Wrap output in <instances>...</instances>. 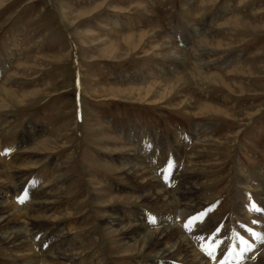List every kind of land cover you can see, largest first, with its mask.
Masks as SVG:
<instances>
[{"label": "rangeland", "instance_id": "1", "mask_svg": "<svg viewBox=\"0 0 264 264\" xmlns=\"http://www.w3.org/2000/svg\"><path fill=\"white\" fill-rule=\"evenodd\" d=\"M263 187L264 0H0V264H264Z\"/></svg>", "mask_w": 264, "mask_h": 264}, {"label": "bare ground", "instance_id": "2", "mask_svg": "<svg viewBox=\"0 0 264 264\" xmlns=\"http://www.w3.org/2000/svg\"><path fill=\"white\" fill-rule=\"evenodd\" d=\"M133 35V34H131ZM132 38V37H131ZM168 47V46H167ZM194 49V48H193ZM200 49V48H199ZM6 76V75H5ZM4 88V87H3ZM5 90V88H4ZM10 91V90H9ZM5 94V92H3ZM208 105V104H207ZM204 106V105H202ZM211 108V107H210ZM200 109V107H199ZM205 109V108H204ZM215 109V108H214ZM207 110V109H206ZM205 110V111H206ZM220 110V108H219ZM208 111V110H207ZM218 112V111H217ZM44 138V137H43ZM47 138V137H46ZM50 141V139H41V142L39 141L38 145H37V148H40V149H43L45 147V145H47L46 143H48ZM31 148V147H30ZM44 151V150H43ZM130 166V165H129ZM131 167V166H130ZM137 167V166H136ZM141 169V167H140ZM147 169V168H146ZM138 170V169H137ZM2 171V170H1ZM139 174V173H138ZM5 175V174H4ZM146 175V174H145ZM138 178V177H137ZM140 179V177H139ZM144 181V180H143ZM139 182V181H138ZM241 182V181H240ZM143 183V182H142ZM44 184V183H43ZM144 184V183H143ZM146 185L147 186H150V187H156L158 185V182L155 180V179H146ZM145 188V187H144ZM159 188V187H158ZM156 189L157 191L155 192V194H162L163 198H166L168 199L170 202L172 201L171 198L169 196H171L169 193V189L167 188H159V189ZM264 188V187H263ZM143 189V188H142ZM152 194L149 195V196H153V192H151ZM148 195V194H147ZM155 195V196H156ZM178 195V194H177ZM159 196V195H158ZM155 198V197H154ZM161 198V197H160ZM159 198V199H160ZM158 200V199H157ZM173 200H174V197H173ZM159 201V200H158ZM39 202V201H38ZM41 202V201H40ZM169 202V203H170ZM174 203V209H175V206L177 205L175 202V200L173 201ZM161 203V202H160ZM166 203V202H165ZM165 203H162V204H165ZM172 203V202H171ZM261 203V202H260ZM9 204V203H8ZM12 204V203H11ZM14 204V203H13ZM12 204V205H13ZM43 204V203H42ZM172 204V205H173ZM4 205V204H3ZM37 205V204H36ZM170 205V204H169ZM43 206V205H42ZM2 207L1 203H0V208ZM7 208V207H6ZM12 208L14 209V214H19V212L21 211L20 208H17L15 205L12 206ZM172 207H170L171 209ZM3 210V209H1ZM5 217V215H4ZM40 217V216H39ZM164 217V216H163ZM37 218V217H36ZM3 219V218H2ZM7 220V219H6ZM16 221V220H15ZM121 221H119L118 223H120ZM137 223V222H136ZM159 223V222H158ZM163 224V223H162ZM160 226V225H159ZM16 229V228H15ZM181 230V229H180ZM180 230L177 226H167V225H163L161 226L160 228L158 227V229L155 228V230H144L140 225H131V224H128L127 226L124 227V230H123V234L124 235H129L131 236L132 239L135 240V243H141L143 244L144 246H147L149 248H151L152 246H159V245H162V243L160 244V239L163 237V243L165 240H168L172 237H177L176 239V242H175V248L177 247V249H179L176 254H179V251H185V250H188L187 248L189 247L190 245V242L182 235V233H180ZM14 231V230H13ZM23 231L24 230H21V229H18V230H15L13 232V234L11 235V238H20L22 235H23ZM27 231V230H26ZM143 231V233H142ZM11 232V231H10ZM8 237H10V235H8ZM175 237V238H176ZM4 240V239H2ZM165 244V243H164ZM23 245V244H22ZM30 246V245H29ZM171 245L168 244V246H164L162 248H160V252H159V255H162V256H166L167 254H169V249H171ZM191 247V245H190ZM32 248V247H31ZM190 249V248H189ZM190 251V250H189ZM193 251V250H192ZM194 252V251H193ZM172 254L175 255L174 252H172ZM184 256V255H183ZM55 257V256H54ZM68 257V256H67ZM193 257V256H191ZM190 258V257H189ZM32 260V258H31ZM61 260V259H60ZM62 262V261H61ZM191 262V261H190ZM195 264V263H194ZM206 264V263H205Z\"/></svg>", "mask_w": 264, "mask_h": 264}, {"label": "snow or ice", "instance_id": "3", "mask_svg": "<svg viewBox=\"0 0 264 264\" xmlns=\"http://www.w3.org/2000/svg\"><path fill=\"white\" fill-rule=\"evenodd\" d=\"M150 219H151V217H150ZM190 219H192V220H193V222H195V217H190ZM184 228H185V229H187V228H188V225H187V223H185V224H184ZM217 231H219V229H217Z\"/></svg>", "mask_w": 264, "mask_h": 264}]
</instances>
